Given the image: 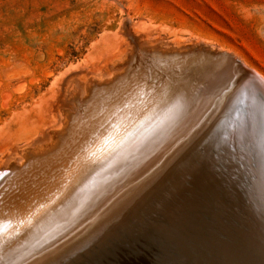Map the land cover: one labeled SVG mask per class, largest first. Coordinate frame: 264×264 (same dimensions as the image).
<instances>
[{"label": "rangeland", "instance_id": "obj_1", "mask_svg": "<svg viewBox=\"0 0 264 264\" xmlns=\"http://www.w3.org/2000/svg\"><path fill=\"white\" fill-rule=\"evenodd\" d=\"M214 52L264 76V0H0V264L73 256L80 233L93 238L107 226L105 212L124 186L232 86L235 78L218 70L235 75V64ZM100 89L108 98L90 115ZM38 151L54 165L36 186L23 158ZM14 199L20 206L2 208Z\"/></svg>", "mask_w": 264, "mask_h": 264}, {"label": "water", "instance_id": "obj_2", "mask_svg": "<svg viewBox=\"0 0 264 264\" xmlns=\"http://www.w3.org/2000/svg\"><path fill=\"white\" fill-rule=\"evenodd\" d=\"M214 53L245 79H235L204 135L160 172L164 198L61 264H264V83L232 54Z\"/></svg>", "mask_w": 264, "mask_h": 264}, {"label": "bare ground", "instance_id": "obj_3", "mask_svg": "<svg viewBox=\"0 0 264 264\" xmlns=\"http://www.w3.org/2000/svg\"><path fill=\"white\" fill-rule=\"evenodd\" d=\"M155 54V53H154ZM164 54V53H163ZM163 54H161V55H163ZM199 54V53H198ZM166 55V54H165ZM167 56H168V54H167ZM218 57V56H217ZM132 58V57H131ZM223 58H224V61H228V63L231 61V63H233L232 62V59L230 58V57H226V56H223ZM228 58H230V60L228 59ZM129 59V58H128ZM149 59V58H148ZM167 59H170V58H167ZM226 59V60H225ZM130 60V59H129ZM138 60V59H137ZM137 60H135V62L137 61ZM166 60V59H165ZM241 62V61H240ZM138 64V63H137ZM225 64V63H224ZM227 64V63H226ZM242 64V63H241ZM139 65V64H138ZM243 66H244V64H242ZM132 66V65H131ZM136 66V65H135ZM142 66V65H141ZM232 66V65H231ZM137 67V66H136ZM235 67H236V69H237V72H233L235 75H232V73L231 74H229V72H228V67H226V68H223V69H221V70H218V71H220V73L218 72V74H228L227 75V77H226V81L228 80V81H230V79H232V78H235V79H237V78H239V79H242L241 77H244L243 79H245V72H243L242 70H241V68H239L237 65H235ZM245 68H247L251 73H253V75L254 76H257V77H259L262 81H263V83H264V76L260 73V72H258L256 69H254V68H251V67H249L248 68V66L246 67V66H244ZM139 68V67H138ZM151 68V67H150ZM178 68V67H177ZM209 68V67H208ZM136 69V68H135ZM206 69V68H205ZM129 70V69H128ZM131 70V69H130ZM137 70V69H136ZM145 70V69H144ZM234 70V69H233ZM125 73V72H124ZM206 73V72H205ZM205 73H204V76H205ZM132 74V73H131ZM223 74V75H224ZM135 75V74H134ZM146 75V74H145ZM207 75V74H206ZM253 75H252V77H253ZM120 76V75H119ZM122 76V75H121ZM124 77V76H123ZM136 77V76H135ZM225 77V76H224ZM223 77V78H224ZM206 78V77H205ZM212 78V77H211ZM221 78V77H220ZM207 79V78H206ZM215 79H217V78H215ZM213 80V83L214 84H216L215 86H217V81L216 80ZM235 79L233 80V84H232V86L231 87H229V89H228V92L224 95V97L223 98H221L219 101H217V99H216V101H217V103H216V107H215V109L212 111V112H210V114H208L207 113V110H205L204 111V113L202 114V115H200L199 117H197L186 129H185V131L180 135V136H178L177 138H176V140L172 143V144H170L169 146H167L156 158H155V160H153L154 162L149 166V168L147 167V170L146 171H144V173L141 175V177L139 176V178H137L136 180H133L132 182H130V183H126L127 185H125L124 186V188L120 191V194H119V196H117V197H115L110 203H109V206H108V209L106 210V206H104V208H105V210H106V216H108V220H109V224L107 225V226H105V227H101V228H99V230H98V232H97V235L95 236V237H91V238H85V235H87L89 232H82V231H80V232H82V233H80L77 237H76V239L75 240H81L83 243H82V245H81V243H79L80 245H81V248H80V250H78V251H76L75 253H74V255L72 256H70V257H68L67 255L69 254V253H67V251H61L59 254H55L54 255V257H53V260H51V261H53V262H51V263H48V264H61V263H63V262H65V261H68V260H70L71 258L73 259V258H75L76 256H78L79 255V253H83V252H85V251H87L88 249H90L93 245L95 246L96 244H100V243H102V242H104V241H106V240H108V239H110V238H112V237H114L116 234H117V232L118 231H121V230H123V229H126L127 227H128V225L131 223V222H133V221H135L137 218H139V216L142 214V213H145L146 211H147V209H149L150 207H152V205H155V203H156V201L161 197V195H162V198H164V195H163V188H161V182H162V176L160 177V172H162L163 171V173L164 172H166V171H168L172 166H173V164H175L174 162L178 159V158H180V156H182L183 155V153L185 152V151H187L188 149H190L191 148V146H193V144L194 143H196L203 135H204V131L210 126V124H211V122L213 121V119L216 117V114H217V112L221 109V107H223L224 106V104L228 101L227 99H228V97H229V95H231V91L233 90V88L232 87H235L236 85H238V83H239V81H235ZM129 80V79H128ZM246 80H248L247 78H246ZM110 82L112 81V80H109ZM227 81V82H228ZM225 82V81H224ZM224 82L222 83V84H224ZM108 83V82H107ZM111 83H113V82H111ZM130 83V82H129ZM133 83H135V82H133ZM226 83V82H225ZM231 83V82H230ZM109 84V83H108ZM213 84V85H214ZM254 84H256V83H254ZM113 85V84H112ZM110 86V85H109ZM117 86V85H116ZM127 86H128V84H127ZM145 86V85H144ZM223 86V85H222ZM222 86H221V88H222ZM256 86H257V84H256ZM93 87V86H92ZM251 87V86H250ZM21 88V87H20ZM24 88V87H23ZM221 88H220V90H221ZM93 89V88H92ZM95 89V88H94ZM122 89V88H121ZM191 89V88H190ZM91 90V89H90ZM111 90V89H110ZM127 90V89H126ZM143 90V89H142ZM219 90V91H220ZM17 91V90H16ZM95 91V90H94ZM124 91H125V88H124ZM218 91V90H217ZM217 91L215 90V92L217 93ZM15 92V91H14ZM91 92V91H90ZM109 92V90H106V89H100V90H98L97 92H95L94 94H93V97H92V100H90V102L88 103V109H89V111H90V115L91 114H93V112H95L96 110H97V107H98V105L100 104L99 102H100V98H102V97H105L106 96V93H108ZM140 92V91H139ZM211 92V91H210ZM248 91H246V93H247ZM216 93H214V94H216ZM91 94V93H90ZM90 94H89V96H90ZM206 94V93H205ZM210 94V93H209ZM88 96V97H89ZM109 96V95H108ZM9 97V96H8ZM134 97V96H133ZM179 97V96H178ZM206 97V96H205ZM90 98V97H89ZM105 98H108V97H105ZM199 98V97H198ZM198 98H196V99H198ZM220 98V97H219ZM234 98V97H233ZM82 99V98H81ZM80 99V100H81ZM206 99V98H205ZM213 99V98H212ZM202 100H203V98H202ZM215 100V99H214ZM83 101H85V99L83 100ZM83 101H81L80 102V104L79 105H81V104H83L82 102ZM114 101V100H113ZM206 101V100H205ZM106 102V101H105ZM134 103V102H133ZM196 103V102H195ZM199 103V102H198ZM4 104H6V103H4ZM102 104V103H101ZM116 104V103H115ZM103 105V104H102ZM105 105V104H104ZM119 105H121V104H119ZM196 105V104H195ZM213 105H215V104H213ZM197 106H198V104H197ZM196 106V107H197ZM195 107V106H194ZM199 107V106H198ZM204 107V106H203ZM109 108V107H108ZM193 108V107H192ZM100 109V108H99ZM127 110V109H126ZM144 110V109H143ZM120 111V110H119ZM137 111V110H136ZM97 112V111H96ZM118 112V111H117ZM132 112V111H131ZM129 113V114H133V112L132 113ZM140 112H142V111H140ZM194 112V111H193ZM78 113V112H77ZM88 113V112H87ZM87 113H85V114H87ZM137 113V112H136ZM135 113V114H136ZM142 113H144V112H142ZM141 113V114H142ZM164 113V112H163ZM180 113V112H179ZM126 114V113H125ZM145 114H147V113H145ZM149 114V113H148ZM143 115V114H142ZM187 115V114H186ZM82 116V115H81ZM85 116V115H84ZM83 116V117H84ZM77 117V116H76ZM143 117H145V115H143ZM78 119H79V121H80V118L79 117H77ZM176 118H179V117H176ZM66 119V118H65ZM87 119V118H86ZM139 119V118H138ZM156 119V118H155ZM184 119V118H183ZM102 120V119H101ZM157 120V119H156ZM125 121H126V119H125ZM127 121H129V120H127ZM139 121V120H138ZM174 121V120H173ZM181 121V120H180ZM88 122H89V120H88ZM124 122V121H123ZM133 122V121H132ZM135 122H136V120H135ZM142 122V121H141ZM74 123V122H73ZM72 123V124H73ZM131 123V122H130ZM172 124H173V126L175 125V123H173V122H171ZM128 124V123H127ZM137 124H139V126H140V122L139 123H137ZM144 124V123H143ZM148 124V123H147ZM70 124H68L67 125V129H68V126H69ZM75 125V124H74ZM145 125V124H144ZM149 125V124H148ZM167 125V124H166ZM179 125V124H178ZM79 126V125H78ZM83 126V125H82ZM170 126V125H169ZM72 127H74L73 125H72ZM87 127V126H86ZM93 127V126H92ZM102 127V126H101ZM134 127V126H133ZM132 127V128H133ZM157 127V126H156ZM167 127V126H166ZM165 127V128H166ZM82 129V128H81ZM99 129V128H98ZM104 129H105V127H104ZM135 129V128H134ZM133 129V130H134ZM142 130H143V128H141ZM164 129V128H163ZM78 130V129H77ZM91 130V129H90ZM169 130H170V128H169ZM71 130H68V132H70ZM92 131V130H91ZM143 131H145V130H143ZM156 131H158V130H156ZM166 131H168V129H166ZM171 131L173 132V130L171 129ZM171 131L169 132L170 134H171ZM132 132V131H131ZM153 132V131H152ZM162 132V131H161ZM136 133H137V131H136ZM142 134V133H141ZM147 134V133H146ZM149 134H151L150 132H149ZM148 134V135H149ZM164 134V133H163ZM64 135H66V134H64ZM70 135V134H69ZM78 135H79V133H78ZM91 135V134H90ZM159 135H161V134H159ZM172 135V134H171ZM175 135V134H174ZM72 136V135H71ZM97 136V135H96ZM144 136V135H143ZM162 136V135H161ZM64 138H65V136H63ZM62 137V138H63ZM86 137V136H85ZM135 137V136H134ZM160 137V136H159ZM61 138V139H62ZM105 138V137H104ZM153 138V137H152ZM60 139V138H59ZM74 139V138H73ZM85 139H87V138H85ZM95 139V138H94ZM122 139V138H121ZM136 139V138H135ZM141 139V138H140ZM146 139V138H145ZM166 139V138H165ZM65 140V139H64ZM147 140V139H146ZM154 140H156V141H158L156 138L154 139ZM59 141V140H58ZM67 141V140H66ZM66 141H65V143H66ZM152 141V140H151ZM150 141V142H151ZM162 141V140H161ZM171 141H173V140H171ZM70 142V141H69ZM79 142V141H78ZM147 142H149V141H147ZM134 143H135V141H134ZM140 143V142H139ZM144 143V142H143ZM156 143H158V142H156ZM162 143V142H161ZM57 144H58V142H57ZM70 144V143H69ZM78 144V143H77ZM98 144V143H97ZM149 144V143H148ZM165 144V143H164ZM59 145V144H58ZM93 145V144H92ZM100 145V144H99ZM126 145V144H125ZM134 145V144H133ZM150 145H151V143H150ZM156 145V144H155ZM158 145V144H157ZM70 145H68V147H69ZM87 146V145H86ZM131 146V145H130ZM159 146H160V144H159ZM51 147H53V146H51ZM73 147V146H72ZM152 147V146H151ZM48 148V147H47ZM46 148V149H47ZM140 148V147H139ZM150 148V147H149ZM13 149H14V147H13ZM49 149H51V148H49ZM45 150L46 152H44V155H45V153H47L48 151H49V154H50V150ZM55 149V148H54ZM54 149L52 150L51 149V151L52 152H54ZM125 149H126V147H125ZM141 149L143 150V148L141 147ZM156 149V148H155ZM159 149V148H158ZM17 150V149H16ZM16 150H14L15 152H16ZM72 150H73V148H72ZM105 150V149H104ZM145 150V149H144ZM81 151V150H80ZM101 151V150H100ZM123 151V150H122ZM149 151V150H148ZM62 152V151H61ZM64 152V151H63ZM83 152V151H82ZM143 152V151H142ZM152 152V151H151ZM19 153V152H18ZM38 153H40V151H38L37 152V154ZM68 153H70V151L68 152ZM68 153H67V155H68ZM72 154H74L73 152H71ZM108 153V152H107ZM111 153V152H110ZM133 153V152H132ZM20 154V153H19ZM31 156H29V155H25L24 156V158H23V160H24V163H26L27 161H30L26 166H25V170H24V172H25V177H27V179L29 180L28 182H29V184H30V182L31 183H33V185L36 183V182H38L37 183V185L36 186H38V185H43L45 182H43V180L44 179H46V177L48 176V173L50 172V171H52V168H53V165H51V164H49V162H48V159H42L41 158V156L43 155V154H41L39 157L40 158H37V159H35V157L36 156H34L33 154H31V152L29 153ZM48 154V153H47ZM48 154V155H49ZM59 154V153H58ZM124 154V153H123ZM135 154V153H134ZM140 154V153H139ZM143 154V153H142ZM153 154V153H152ZM17 155V153L15 154V156ZM35 155H36V153H35ZM39 155V154H38ZM37 155V156H38ZM44 155H43V157H44ZM52 155V154H51ZM60 155H61V153H60ZM75 155V154H74ZM141 155V154H140ZM20 156V158H21V155H19ZM47 156V155H46ZM64 156V155H63ZM131 156V155H130ZM133 156V155H132ZM137 156V155H136ZM62 157V156H61ZM116 157V156H115ZM139 157V156H138ZM151 157H153V156H151ZM18 158V157H17ZM117 158H118V156H117ZM117 158H116V160H117ZM120 158V157H119ZM127 158V157H126ZM77 159V158H76ZM79 159V158H78ZM125 159V158H124ZM132 159V158H131ZM139 159V158H138ZM21 160H22V158H21ZM127 160V159H126ZM134 160V159H133ZM132 160V161H133ZM13 161H14V159H13ZM65 161V160H64ZM79 161V160H78ZM142 161V160H141ZM55 162H57V161H55ZM125 162V161H124ZM128 162H130V161H128ZM89 163V162H88ZM9 164V163H8ZM125 164V163H124ZM131 164V163H130ZM56 165V164H55ZM72 165V164H71ZM112 165V164H111ZM129 165V164H128ZM58 166V165H57ZM60 166V165H59ZM73 166V165H72ZM75 166V165H74ZM88 166V165H87ZM136 166V165H135ZM146 166H148V165H146ZM113 167V166H112ZM115 167H116V165H115ZM128 167V166H127ZM131 167H133V166H131ZM137 167V166H136ZM27 168V169H26ZM1 169H3V168H1ZM5 169V168H4ZM71 169V168H70ZM89 169V168H88ZM112 169V168H111ZM17 170H20V169H17ZM16 170V171H17ZM74 170V169H73ZM105 170V169H104ZM138 170V169H137ZM133 171H135V170H133ZM132 171V172H133ZM20 172V171H19ZM22 172V171H21ZM21 172H20V174H21ZM56 172V171H55ZM60 172H61V170H60ZM73 172V171H72ZM120 172H122V171H120ZM16 173V172H15ZM95 173V172H94ZM118 173V172H117ZM116 173V174H117ZM60 174V173H59ZM114 174V173H113ZM123 174V173H122ZM18 175V174H17ZM54 175V174H53ZM84 175V174H83ZM68 176V175H67ZM92 176V175H91ZM2 177V176H1ZM13 177V176H12ZM12 177H11V180H12ZM49 177V176H48ZM99 177V176H98ZM105 177V176H104ZM55 178V177H54ZM57 178V177H56ZM55 178V179H56ZM59 178H61V177H59ZM74 178V177H73ZM116 178V177H115ZM125 178V177H124ZM129 178H131V177H129ZM26 179V178H25ZM48 179V178H47ZM46 179V180H47ZM58 179V178H57ZM56 179V180H57ZM70 179V178H69ZM10 180V179H9ZM8 179H7V181H9ZM14 180H15V178H14ZM52 181V180H51ZM128 182V180L126 179L125 180V182ZM25 182V181H24ZM24 182H22V183H20V182H17V180H16V183H20V185L22 186V184H24ZM27 182V181H26ZM25 182V183H26ZM66 182V181H65ZM68 182V181H67ZM95 182V181H94ZM2 183V182H1ZM11 183V182H10ZM86 183V182H85ZM178 183V181L177 182H175V184L172 186V188H171V192H172V190H174L175 188H176V184ZM7 184H8V182H7ZM29 184H25V189H24V192H29ZM53 184V183H52ZM105 184V183H104ZM16 185V184H15ZM19 185V184H18ZM87 185V184H86ZM113 185V184H112ZM10 186H11V184H10ZM48 186V185H47ZM58 186H59V184H58ZM42 187V186H41ZM55 187V186H54ZM108 187V186H107ZM46 188V187H45ZM70 188V187H69ZM97 188V187H96ZM99 188V187H98ZM161 188V189H160ZM9 190V189H8ZM7 190V191H8ZM50 190V189H49ZM63 190V189H62ZM109 190V189H108ZM34 191H38V190H34ZM42 191V190H41ZM46 191V190H45ZM56 191V190H55ZM39 192V191H38ZM49 192V191H48ZM57 192V191H56ZM63 192H64V190H63ZM96 192V191H95ZM105 192V191H104ZM109 192H110V190H109ZM36 193V192H35ZM68 193V192H67ZM66 193V194H67ZM37 194V193H36ZM50 194V193H49ZM111 194V193H110ZM33 195V194H32ZM35 195V194H34ZM33 195V196H34ZM40 195V197H41V194H39ZM99 195V194H98ZM97 195V196H98ZM107 196H108V194H106ZM4 196V195H3ZM2 196V197H3ZM43 196V195H42ZM81 196V195H80ZM102 196V195H101ZM39 197V196H38ZM111 197V196H110ZM6 198V197H5ZM4 198V199H5ZM24 199H26L27 200V197L25 198V197H23ZM22 198V199H23ZM28 198H29V196H28ZM33 198V197H32ZM35 198L36 199H38L37 198V196H35ZM51 198H53V197H51ZM86 198H87V196H86ZM3 199V200H4ZM21 199V200H22ZM48 199V198H47ZM34 200V199H33ZM32 199H31V201H29V202H32L33 201ZM43 200V199H42ZM45 200V199H44ZM20 201V200H19ZM19 201L17 200V199H14V200H12V201H10L8 204H6L5 206H3L2 204V208H4V209H6L5 207H8V209L9 208H11L12 206H13V204H11V203H14V202H17L16 204H14V206L16 205V206H20V203H19ZM69 201V200H68ZM5 202V201H4ZM28 202V201H27ZM26 203V202H25ZM69 203V202H68ZM24 204V203H23ZM23 204H21V205H23ZM27 204V203H26ZM25 204V205H26ZM28 205H29V203H28ZM27 205V206H28ZM31 205V204H30ZM102 205V204H101ZM107 205V204H106ZM25 208H26V206H24ZM38 207V206H37ZM45 207V206H44ZM94 207V206H93ZM13 208L14 207H12V211H13ZM16 208V207H15ZM20 208V207H19ZM19 208H18V211H20L19 210ZM25 208H23V209H25ZM31 208V207H30ZM53 208V207H52ZM1 209V208H0ZM17 209V208H16ZM22 209V208H21ZM84 209V208H83ZM31 210V209H30ZM44 210V209H43ZM70 210V209H69ZM76 210V209H75ZM87 210V209H86ZM88 211V210H87ZM26 212V211H25ZM33 212V211H32ZM50 212V211H49ZM77 212V211H76ZM81 212V211H80ZM99 212V211H98ZM97 212V213H98ZM103 212V211H102ZM9 213V212H8ZM36 213V212H35ZM69 213V212H68ZM16 214H17V212H16ZM77 214V213H76ZM89 214V213H88ZM7 215V214H6ZM9 215V214H8ZM14 215H15V213H14ZM49 215V214H48ZM70 215V214H69ZM81 215V214H80ZM93 215V214H92ZM15 216H17V215H15ZM14 216V217H15ZM21 216V215H20ZM31 216V215H30ZM33 216V215H32ZM39 216V215H38ZM75 217V216H74ZM4 218V217H3ZM2 218V219H3ZM9 218V217H8ZM76 218V217H75ZM5 219V218H4ZM66 219V218H65ZM68 219V218H67ZM93 219V218H92ZM44 220V219H43ZM52 220V219H51ZM64 220V219H63ZM79 220V219H78ZM87 220V219H86ZM64 223H65V221H63ZM84 222V221H83ZM88 223H90V222H88ZM93 223V222H92ZM67 224H69V223H67ZM76 224V223H75ZM87 224V223H86ZM5 225V224H4ZM10 225V224H9ZM33 225V224H32ZM42 225V224H41ZM13 226V225H12ZM16 226V225H15ZM31 226V225H30ZM45 226V225H44ZM64 226V225H63ZM76 226V225H75ZM3 227V226H2ZM49 227H51V226H49ZM60 227V226H59ZM68 227V226H67ZM88 227V226H87ZM86 227V228H87ZM62 227H60V229H61ZM59 229V230H60ZM83 229V228H82ZM3 230V229H2ZM22 230V229H21ZM33 230V229H32ZM52 230V229H51ZM58 230V231H59ZM88 230V229H87ZM89 230H92V229H89ZM94 230V229H93ZM5 231V230H4ZM28 231V230H27ZM32 232V231H31ZM56 233H57V230L55 231ZM78 232V231H77ZM18 234V233H17ZM44 234V233H43ZM46 234V233H45ZM24 235V234H23ZM60 235V234H59ZM48 237V236H47ZM58 237V236H57ZM88 237V236H87ZM50 238V237H49ZM39 239V238H38ZM89 239V240H88ZM70 240V239H69ZM43 241V240H42ZM18 242V241H17ZM72 242H73V240H72ZM77 242V241H76ZM80 242V241H79ZM47 243V242H46ZM48 244V243H47ZM59 244V243H58ZM73 244V243H72ZM16 245V244H15ZM67 245V244H66ZM11 246V245H10ZM37 246V245H36ZM53 246V245H52ZM38 247V246H37ZM40 247V246H39ZM77 247V246H76ZM20 248V247H19ZM31 248V247H30ZM60 247H58V249H59ZM5 250V249H4ZM3 250V251H4ZM14 250V249H13ZM29 250V249H28ZM44 250V249H43ZM77 250V249H76ZM8 251V250H7ZM11 251H12V249H11ZM32 251V250H31ZM19 252V251H18ZM45 252V251H44ZM43 252V253H44ZM47 253V252H46ZM56 253H57V251H56ZM18 254V253H17ZM67 254V255H66ZM9 256H10V254H8ZM26 255V254H25ZM36 255V254H35ZM52 255V254H51ZM32 256V255H31ZM47 256V255H46ZM26 257V256H25ZM39 257V256H38ZM44 257V256H43ZM6 258V257H5ZM20 258V257H19ZM37 257L35 256V259H36ZM19 260H21V259H19ZM42 260V259H41ZM127 260V259H126ZM2 261V260H1ZM30 262V261H29ZM32 262V261H31ZM43 262V261H42ZM20 264V263H19ZM22 264V263H21ZM42 264V263H41Z\"/></svg>", "mask_w": 264, "mask_h": 264}]
</instances>
